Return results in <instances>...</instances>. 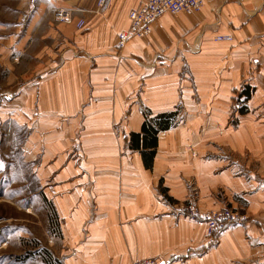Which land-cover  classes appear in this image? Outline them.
<instances>
[{
  "label": "crops",
  "instance_id": "1",
  "mask_svg": "<svg viewBox=\"0 0 264 264\" xmlns=\"http://www.w3.org/2000/svg\"><path fill=\"white\" fill-rule=\"evenodd\" d=\"M140 1L18 0L27 4L0 19V123L28 132L26 154L61 223L62 264H264L257 225L208 236L174 211L193 176L201 207L264 217V0L166 12L118 47ZM58 8L72 21L54 22ZM161 113L170 122L155 129L146 165L142 128Z\"/></svg>",
  "mask_w": 264,
  "mask_h": 264
},
{
  "label": "rangeland",
  "instance_id": "2",
  "mask_svg": "<svg viewBox=\"0 0 264 264\" xmlns=\"http://www.w3.org/2000/svg\"><path fill=\"white\" fill-rule=\"evenodd\" d=\"M9 4H13L15 7L16 4L25 6L27 3H19L18 0H0V19H10L11 14L17 15L15 12L12 13V10L6 9L10 6ZM55 12H52V20L62 22L59 17L55 16ZM21 17L23 20L26 19V14ZM75 26H78V22L75 23ZM27 133V130L23 132L20 127L14 124L0 123V264H62L64 252L61 246L63 240L61 223L53 205L45 199L44 189L41 185L44 174L37 175L33 171L38 159L32 161L26 154L28 142L25 144V137H27ZM244 154L242 157L245 163H249L252 170L261 168L260 162L251 161L249 154L246 152ZM263 175L260 174V177ZM190 183L195 199L194 209L217 210L224 214L228 211L227 213H232L235 216H228L220 221L210 235L207 233L206 225L208 236H214L216 232L222 231L226 227L253 223L257 225L264 239V217L250 216L247 212L230 205L218 208L201 207L199 188L193 176L185 178L186 199L189 196ZM222 196H224L223 191L219 188L215 197L219 199ZM174 211L191 220L207 223L202 218H191L186 210L174 209ZM146 259H151L154 264H157L156 258ZM137 260L139 259H134L132 262Z\"/></svg>",
  "mask_w": 264,
  "mask_h": 264
},
{
  "label": "built area",
  "instance_id": "3",
  "mask_svg": "<svg viewBox=\"0 0 264 264\" xmlns=\"http://www.w3.org/2000/svg\"><path fill=\"white\" fill-rule=\"evenodd\" d=\"M105 0H97V4L101 6L104 4ZM204 0H142L139 4L130 9L128 12L129 25L125 30L120 31L117 34V46L121 47L126 41L131 38H142L146 36L150 31V24L156 20L162 14L168 12L176 14L183 12L185 14H190L198 11L203 5ZM55 16L59 17L62 21H69L72 15L71 8H58L55 10ZM77 28H82L85 21L84 19H79ZM216 39H230L229 35H219ZM191 183L189 184V196L185 201L176 205V210L187 211L188 216L191 218H202L207 223V233L210 235L212 231L216 228V225L223 219L228 218V216L235 217L232 213H223L205 210L200 211L194 209L195 199L192 195L193 190L191 189ZM193 206V207H192ZM128 264H154L151 259L137 260L130 262Z\"/></svg>",
  "mask_w": 264,
  "mask_h": 264
},
{
  "label": "trees",
  "instance_id": "4",
  "mask_svg": "<svg viewBox=\"0 0 264 264\" xmlns=\"http://www.w3.org/2000/svg\"><path fill=\"white\" fill-rule=\"evenodd\" d=\"M170 115L171 113H161L155 116L153 122L151 124H144L143 126V133L144 136L142 137V144L144 145L143 155H144V162L146 165H149V159L151 158V150H148L149 147H153L155 143V129L157 127L164 128L170 122ZM132 143H130L133 147H137L139 144V135H133L131 139Z\"/></svg>",
  "mask_w": 264,
  "mask_h": 264
},
{
  "label": "bare ground",
  "instance_id": "5",
  "mask_svg": "<svg viewBox=\"0 0 264 264\" xmlns=\"http://www.w3.org/2000/svg\"><path fill=\"white\" fill-rule=\"evenodd\" d=\"M179 13H183V12H179ZM177 14V13H176ZM72 21V18L69 20V21H65V22H67V23H69V22H71ZM62 22H64V21H62Z\"/></svg>",
  "mask_w": 264,
  "mask_h": 264
}]
</instances>
